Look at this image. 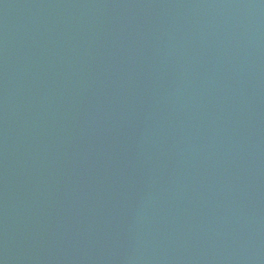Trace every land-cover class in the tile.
I'll return each instance as SVG.
<instances>
[{
    "label": "water",
    "instance_id": "obj_1",
    "mask_svg": "<svg viewBox=\"0 0 264 264\" xmlns=\"http://www.w3.org/2000/svg\"><path fill=\"white\" fill-rule=\"evenodd\" d=\"M0 264H264V0H0Z\"/></svg>",
    "mask_w": 264,
    "mask_h": 264
}]
</instances>
